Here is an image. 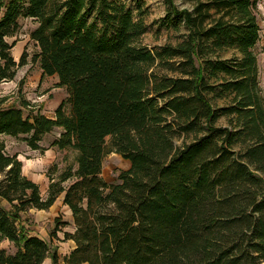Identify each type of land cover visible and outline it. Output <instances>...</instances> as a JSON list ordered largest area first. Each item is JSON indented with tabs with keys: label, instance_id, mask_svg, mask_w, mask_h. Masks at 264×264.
<instances>
[{
	"label": "trees",
	"instance_id": "trees-1",
	"mask_svg": "<svg viewBox=\"0 0 264 264\" xmlns=\"http://www.w3.org/2000/svg\"><path fill=\"white\" fill-rule=\"evenodd\" d=\"M176 1L186 0L163 1L176 42L150 49L124 0H0V82L26 64L6 38L20 18L33 19L31 60L57 78L70 107L60 103L53 118L0 109V136H26L41 151L58 129L52 146L74 151L76 166L48 178L43 199L0 142V243L15 249L0 250V264H60L18 224L60 196L74 226L61 264H264L256 0H188L190 9ZM111 153L130 167L108 184L101 172Z\"/></svg>",
	"mask_w": 264,
	"mask_h": 264
},
{
	"label": "rangeland",
	"instance_id": "rangeland-1",
	"mask_svg": "<svg viewBox=\"0 0 264 264\" xmlns=\"http://www.w3.org/2000/svg\"><path fill=\"white\" fill-rule=\"evenodd\" d=\"M124 1L131 9L134 18L141 19L146 26V34L142 38L144 45L152 49L167 42L172 44L176 42V34L167 30L163 23L165 19L164 0ZM175 4L181 9H190L192 6L188 0L176 1ZM256 19L259 27V40L254 48V53L257 59L259 85L264 91V0H256ZM36 27L37 23L33 19L20 18L16 33L5 40L9 45H12L9 54L13 60L18 63L24 56L26 64L16 69L12 80L0 82V109L22 107L24 117L35 114L53 117L56 107L60 103L66 102L68 94L64 88L57 87L55 76H43L39 64L31 60L33 55L38 52L34 42L29 38L30 32ZM69 109V105L65 103L66 114H69ZM59 133L60 130L56 129L44 135L39 142L41 151L30 150L24 141L26 136L18 138L0 136V142L4 143L7 154H16L18 159L23 162V175L37 180L40 185L41 181L45 184V178L57 181L59 175L68 167L76 168L74 151L70 149L58 150L52 146L53 140L59 137ZM106 141L109 142L110 138H107ZM129 167L130 164L127 160L111 153L103 160L101 177L108 184L116 183L118 175L128 170ZM70 183L71 181L66 182L63 186L67 187ZM40 186L42 188V185ZM3 205L8 208L7 204ZM67 213L59 200L51 210L30 209L20 213L18 220V224L29 235L37 236L49 244L50 251L56 252L60 264L74 248L73 242L64 238V233H72L74 230L70 213ZM0 250H5L7 254L15 252L13 245L8 241L0 243ZM43 264H51L50 259L47 258Z\"/></svg>",
	"mask_w": 264,
	"mask_h": 264
},
{
	"label": "crops",
	"instance_id": "crops-1",
	"mask_svg": "<svg viewBox=\"0 0 264 264\" xmlns=\"http://www.w3.org/2000/svg\"><path fill=\"white\" fill-rule=\"evenodd\" d=\"M58 82V81H57ZM60 105V104H59ZM58 105V106H59ZM57 106V107H58ZM57 107H56V109H57ZM55 109V110H56ZM54 117V116H53ZM53 117H48V118H53ZM23 174V173H22ZM24 176V175H23ZM26 178H28L29 180H31L32 182H34L35 184H37V185H39V182L37 181V180H35V179H32V178H29L28 176H25ZM41 180V179H40ZM45 184L41 181V184L40 185H42V188H41V186L39 185L38 187H39V190H40V194H41V197L43 198V199H45L46 198V193H47V189H48V185H49V180L47 179V178H45ZM62 199H63V196H60L56 201H55V203L53 204V206H51V208L49 209V210H51L52 208H54V206H56V203L59 201V200H61V202H62ZM63 205V204H62ZM64 208H65V210H67V214H69L70 213V211L68 210V208L67 207H65L64 206ZM69 216H71V214L69 215ZM72 219V218H71ZM37 237V236H36ZM39 238V237H38ZM41 239V238H40Z\"/></svg>",
	"mask_w": 264,
	"mask_h": 264
}]
</instances>
